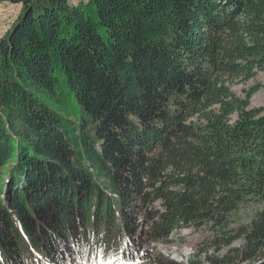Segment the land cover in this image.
I'll return each instance as SVG.
<instances>
[{
  "label": "trees",
  "instance_id": "obj_1",
  "mask_svg": "<svg viewBox=\"0 0 264 264\" xmlns=\"http://www.w3.org/2000/svg\"><path fill=\"white\" fill-rule=\"evenodd\" d=\"M5 2L0 264L264 258V83L231 87L264 71V0ZM184 226L205 244L157 249Z\"/></svg>",
  "mask_w": 264,
  "mask_h": 264
},
{
  "label": "rangeland",
  "instance_id": "obj_2",
  "mask_svg": "<svg viewBox=\"0 0 264 264\" xmlns=\"http://www.w3.org/2000/svg\"><path fill=\"white\" fill-rule=\"evenodd\" d=\"M90 0H71L72 4H82L84 7L87 6ZM22 10L21 4H10L9 6L2 4L1 10H0V31L3 29H9L15 22L13 17H16L20 14ZM10 21V22H9ZM9 25V26H8ZM4 33V32H1ZM264 83V71H259L258 74L248 80V81H235L231 84V87L233 91L240 97L246 98L247 92L252 89L257 84ZM251 106L252 107H264V88H260L258 91H256L251 99ZM237 117V114L234 116V118ZM159 205V203H158ZM254 206H248L247 208H244L242 210L241 218L243 221H246L251 216L252 212L255 210ZM182 235L185 236L184 242L178 241V236ZM179 235H173L174 239L177 241L174 243H166V244H159L157 245V249L164 253L165 255H169L173 259L180 260L182 258V254L188 255L192 252V248L198 243H203V241L209 236V231H206V229H197L195 227H186L184 226L181 230V234ZM242 244L241 240H234L230 246H239ZM204 248L208 249V254L214 253V247L212 245L206 244L204 245ZM171 252V253H170ZM186 260V257H185ZM204 261H206L204 259ZM264 261V258L258 260L255 263L252 264H260ZM144 264H156V263H144ZM233 264H251L248 260L241 262V260H238L236 263Z\"/></svg>",
  "mask_w": 264,
  "mask_h": 264
},
{
  "label": "crops",
  "instance_id": "obj_3",
  "mask_svg": "<svg viewBox=\"0 0 264 264\" xmlns=\"http://www.w3.org/2000/svg\"><path fill=\"white\" fill-rule=\"evenodd\" d=\"M10 4H11V3H8V2H5V3H4V5H7V6H9ZM6 31H7V29H6V30L3 29L2 31H0V36H1V35H4ZM1 32H4V33H1Z\"/></svg>",
  "mask_w": 264,
  "mask_h": 264
},
{
  "label": "built area",
  "instance_id": "obj_4",
  "mask_svg": "<svg viewBox=\"0 0 264 264\" xmlns=\"http://www.w3.org/2000/svg\"><path fill=\"white\" fill-rule=\"evenodd\" d=\"M11 20H16V17H13V19H11ZM10 22V21H9ZM9 26V25H8Z\"/></svg>",
  "mask_w": 264,
  "mask_h": 264
}]
</instances>
